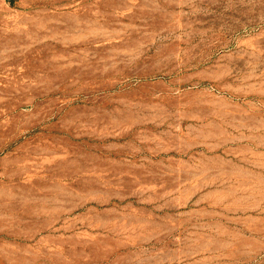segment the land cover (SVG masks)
Listing matches in <instances>:
<instances>
[{
  "label": "rangeland",
  "instance_id": "obj_1",
  "mask_svg": "<svg viewBox=\"0 0 264 264\" xmlns=\"http://www.w3.org/2000/svg\"><path fill=\"white\" fill-rule=\"evenodd\" d=\"M0 264H264V0H0Z\"/></svg>",
  "mask_w": 264,
  "mask_h": 264
}]
</instances>
